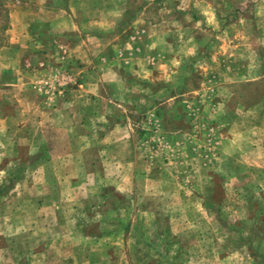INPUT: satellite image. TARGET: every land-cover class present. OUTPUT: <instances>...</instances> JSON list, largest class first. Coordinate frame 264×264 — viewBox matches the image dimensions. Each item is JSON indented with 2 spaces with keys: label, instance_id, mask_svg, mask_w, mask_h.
<instances>
[{
  "label": "rangeland",
  "instance_id": "rangeland-1",
  "mask_svg": "<svg viewBox=\"0 0 264 264\" xmlns=\"http://www.w3.org/2000/svg\"><path fill=\"white\" fill-rule=\"evenodd\" d=\"M6 1L0 264H264V0H106L105 53Z\"/></svg>",
  "mask_w": 264,
  "mask_h": 264
},
{
  "label": "crops",
  "instance_id": "crops-1",
  "mask_svg": "<svg viewBox=\"0 0 264 264\" xmlns=\"http://www.w3.org/2000/svg\"><path fill=\"white\" fill-rule=\"evenodd\" d=\"M51 1L54 4L49 6L48 10H43L44 16L42 18L45 20H49L50 24L53 26L55 31L60 33H65L68 35H74V36L78 35L79 40L77 39V41L76 40L75 41L81 44L83 50H86V48L88 50L91 49L90 45L87 43V40H89L88 37L89 36L91 37L92 35H97L99 38H101V42L103 39L105 40V44L99 43L101 48L100 50L103 51V53H105V51L116 50L117 45L115 44H113L111 47H108V44L106 42L108 32L106 31V28H108L109 26L111 27L117 24H121V22L120 21H116L115 23H113L114 21L110 22V20L107 19L106 15H103L104 13L103 9L105 10L107 7L106 0H51ZM125 1H127V3L129 2L128 0H124V2ZM142 1L145 2L144 0ZM148 3L149 4L145 8H142L135 16L132 17L131 24L130 23L128 24L126 20L122 24V28L126 27L122 34L128 35L129 33L127 32L129 29L131 31H134L136 36L134 35L132 41L134 44L136 42H142L141 44H145L141 46L143 49H147L149 46L146 35L149 34L150 31L153 30L154 25H156L155 23H153V21H151L150 18L152 11V9H150L152 7L150 0L148 1ZM26 7L27 5L25 7L22 6V8H26ZM119 9H121L120 11L121 17H119V19L120 18L122 19L124 18L128 9L126 5L125 6L121 5ZM35 17H36L35 15H30V14L24 15L23 18L25 22L23 21V23L28 24L32 22V20ZM96 23H98L99 25V31L98 29H92L93 27L92 24H95V27H97ZM170 24L171 21L169 20L168 26H170ZM158 25L162 26L161 24ZM163 27H165V25H163ZM103 28H105V30H103ZM126 39L127 38H125L123 41L127 42L128 39L127 40ZM73 45H74V41L70 43V45H68L67 47L70 50H75V46ZM112 61L113 59L110 62ZM66 96H67L66 98L69 99L67 101L68 104L65 105L63 102H61L60 104L53 106L51 108V112L53 115L56 116L58 114L66 115V118L70 120L72 119L71 118L72 113L75 111L74 109L76 108L74 107V105L70 103V100L72 98L71 93L67 94ZM8 118L9 117L5 116L4 120L7 121ZM68 123L66 129L71 130L73 127L71 125L69 126Z\"/></svg>",
  "mask_w": 264,
  "mask_h": 264
},
{
  "label": "trees",
  "instance_id": "trees-1",
  "mask_svg": "<svg viewBox=\"0 0 264 264\" xmlns=\"http://www.w3.org/2000/svg\"><path fill=\"white\" fill-rule=\"evenodd\" d=\"M11 8L6 0H0V48L6 44L7 31L11 26Z\"/></svg>",
  "mask_w": 264,
  "mask_h": 264
}]
</instances>
